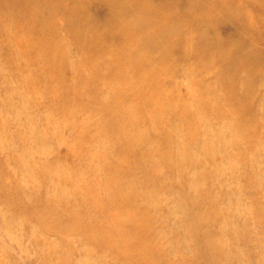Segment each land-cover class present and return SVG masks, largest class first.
Here are the masks:
<instances>
[{
  "label": "rangeland",
  "instance_id": "rangeland-1",
  "mask_svg": "<svg viewBox=\"0 0 264 264\" xmlns=\"http://www.w3.org/2000/svg\"><path fill=\"white\" fill-rule=\"evenodd\" d=\"M0 264H264V0H0Z\"/></svg>",
  "mask_w": 264,
  "mask_h": 264
},
{
  "label": "bare ground",
  "instance_id": "bare-ground-1",
  "mask_svg": "<svg viewBox=\"0 0 264 264\" xmlns=\"http://www.w3.org/2000/svg\"><path fill=\"white\" fill-rule=\"evenodd\" d=\"M213 5H214V3H213Z\"/></svg>",
  "mask_w": 264,
  "mask_h": 264
}]
</instances>
